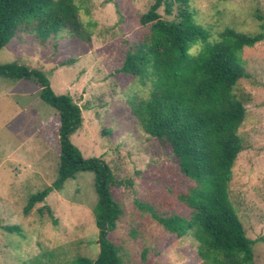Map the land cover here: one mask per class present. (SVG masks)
I'll return each instance as SVG.
<instances>
[{"label":"rangeland","instance_id":"374dc122","mask_svg":"<svg viewBox=\"0 0 264 264\" xmlns=\"http://www.w3.org/2000/svg\"><path fill=\"white\" fill-rule=\"evenodd\" d=\"M72 1L81 36L65 30L41 41L22 32L0 49V63L38 69L56 94H68L82 117L70 141L84 158L103 159L117 179L128 181L113 192L123 213L108 234L119 246L123 264H151L141 261L143 249H148L153 264H202L188 238L165 231L140 207L147 203L158 211L184 213L175 193L188 181L169 149L146 134L129 110L128 99L143 95L148 79L113 72L140 37L138 18L153 0ZM158 11L163 14L162 8ZM240 56L246 76L233 92L245 109L238 129L243 149L232 168L229 197L252 240L254 264H264V39L244 47ZM39 92L31 80L0 77V226H12L13 221L37 230L48 226V237L38 231L39 255L27 264H71L80 255L95 258L96 192L91 171L76 173L28 215L22 213L28 197L57 175L58 115Z\"/></svg>","mask_w":264,"mask_h":264},{"label":"trees","instance_id":"16d2710c","mask_svg":"<svg viewBox=\"0 0 264 264\" xmlns=\"http://www.w3.org/2000/svg\"><path fill=\"white\" fill-rule=\"evenodd\" d=\"M182 3L183 0H153L138 18L140 37L113 71L148 79L146 92L128 99L129 110L146 134L169 149L188 181L175 193L184 213L158 211L147 203L140 207L165 231L188 238L202 264H254L252 240L246 236L229 197L232 168L243 149L238 129L245 113L233 88L246 76L241 50L264 38L236 36L234 43L226 40L208 48L207 55L190 58L185 50L198 32L192 28ZM169 15L174 17L165 18ZM78 27L72 0H0V49L22 32L45 41L65 30L81 36ZM0 77L33 81L39 87L40 99L58 115L57 175L50 185L28 197L23 215H28L51 191L62 189L76 173L91 171L96 192L93 218L98 253L95 258L77 256L71 264H123L120 248L108 234L115 230L123 213L113 192L128 181L117 179L103 159L84 158L70 141V135L81 125V108L68 94H56L48 77L38 69L16 62L0 63ZM45 209L56 223L49 206ZM3 229L19 232L18 226ZM147 253L148 249L141 251V261L153 264Z\"/></svg>","mask_w":264,"mask_h":264},{"label":"clouds","instance_id":"9594fccd","mask_svg":"<svg viewBox=\"0 0 264 264\" xmlns=\"http://www.w3.org/2000/svg\"><path fill=\"white\" fill-rule=\"evenodd\" d=\"M182 8L198 32L185 50L190 58L207 55L208 48L226 40L234 43L236 36L264 38V0H183ZM7 226H0V264H27L39 255L38 231L48 237V226L37 230L31 224L13 221L12 226H18L20 232L6 233L3 228Z\"/></svg>","mask_w":264,"mask_h":264}]
</instances>
